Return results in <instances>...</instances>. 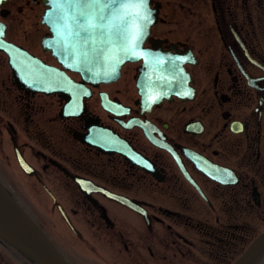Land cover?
Masks as SVG:
<instances>
[{
	"label": "flooded vegetation",
	"instance_id": "flooded-vegetation-1",
	"mask_svg": "<svg viewBox=\"0 0 264 264\" xmlns=\"http://www.w3.org/2000/svg\"><path fill=\"white\" fill-rule=\"evenodd\" d=\"M46 10L0 0V187L68 264H235L264 234V0H149L139 56L90 82ZM0 264L34 263L0 236Z\"/></svg>",
	"mask_w": 264,
	"mask_h": 264
},
{
	"label": "water",
	"instance_id": "water-1",
	"mask_svg": "<svg viewBox=\"0 0 264 264\" xmlns=\"http://www.w3.org/2000/svg\"><path fill=\"white\" fill-rule=\"evenodd\" d=\"M44 4L47 10L43 23L52 35V38L46 42L47 48L64 68L79 73L81 78L88 82L94 75L100 77L98 81L103 80L101 76H118L124 63L139 56L142 42L155 21L149 10V0H146L145 6L146 22L135 15L137 12L145 14L144 9L137 8L135 3L129 0H116L104 10L106 19L102 22L103 29L83 32L76 27L72 19L75 16L81 24L83 23L78 15L83 5L65 4L61 9L56 6V0H44ZM127 13L132 15L127 16ZM122 17L126 18V23L122 22ZM137 30H140L138 40L129 38V36L134 37ZM77 31H79L78 36ZM10 62L13 64L12 56ZM29 63L33 69L36 68L35 59L30 60ZM32 75L31 83L38 85L37 89L40 91L48 93L62 92L63 89L67 91L68 102L64 111L68 115H73L74 102L77 98L70 94L76 91V86L65 75L59 76L53 69L48 68H44L42 77H37L36 72ZM0 236L15 245L18 251L34 264H68L37 224L1 187ZM263 252L264 234L235 264H255Z\"/></svg>",
	"mask_w": 264,
	"mask_h": 264
},
{
	"label": "snow or ice",
	"instance_id": "snow-or-ice-1",
	"mask_svg": "<svg viewBox=\"0 0 264 264\" xmlns=\"http://www.w3.org/2000/svg\"><path fill=\"white\" fill-rule=\"evenodd\" d=\"M116 0H56V6L58 8H63L65 4L69 6H80L83 5L78 15L82 18L83 23L81 24L79 20L76 19L75 16L72 17L73 21L76 24V27L83 32H88L93 29H103V21L106 19L104 15V10L109 8V6L115 3ZM129 2H134L135 6L140 9L145 10V14H141V12H137L135 15L143 20L147 21L146 15V0H129ZM123 8V5H122ZM127 16L132 15L131 13H127ZM123 23H126V18H121ZM55 22V21H53ZM76 35H79V31L76 32ZM140 30H137L134 37L129 36V38L137 39L139 38Z\"/></svg>",
	"mask_w": 264,
	"mask_h": 264
}]
</instances>
